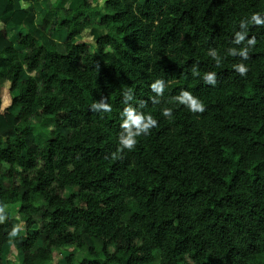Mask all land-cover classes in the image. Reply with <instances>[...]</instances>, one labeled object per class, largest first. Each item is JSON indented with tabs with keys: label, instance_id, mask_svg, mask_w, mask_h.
<instances>
[{
	"label": "trees",
	"instance_id": "trees-1",
	"mask_svg": "<svg viewBox=\"0 0 264 264\" xmlns=\"http://www.w3.org/2000/svg\"><path fill=\"white\" fill-rule=\"evenodd\" d=\"M41 1L0 0V264H264V0Z\"/></svg>",
	"mask_w": 264,
	"mask_h": 264
},
{
	"label": "rangeland",
	"instance_id": "rangeland-1",
	"mask_svg": "<svg viewBox=\"0 0 264 264\" xmlns=\"http://www.w3.org/2000/svg\"><path fill=\"white\" fill-rule=\"evenodd\" d=\"M86 2L90 3L92 6H98L100 9H103L104 8V3H105V0H85ZM77 3V1L75 2H71V1H68V0H56L53 2V5L55 7H50V9L48 10V8L46 9L47 10V17L49 19V17L51 18V12L50 10L51 9H54L56 8L57 10H62L64 6H75V4ZM71 4V5H70ZM51 5V4H49ZM99 23V19L98 18H93L92 19V24H98ZM27 28L30 32H33L35 35H37L42 41L43 43L45 44H48L50 43V39L48 37H44L43 34L41 35L38 31H35V27H34V23L31 21L28 25H27ZM9 29L11 30V40L12 41H16L19 37V35L17 34V32L12 29L11 27H9ZM105 34V31L102 30V29H98L97 27L93 26V27H90L88 28L81 36H80V40L82 41H86V42H90L91 45H95V40L100 37L101 35ZM54 41H60V37L59 36H54ZM53 41V40H52ZM27 75L24 74L23 78H26ZM3 86V91H2V103H3V109H5L6 107H8L11 103V95L9 93V83L8 82H3L2 84ZM55 130V126L54 125H50V126H42V127H36L34 129L35 131V136L37 138V141L39 144H42L43 142L47 141L49 136H50V133L52 131ZM62 133L64 135H68V132H65V131H62ZM6 186H8L9 182H5ZM77 192V189H66L65 192L63 193V197L64 198H69L70 196L74 195L75 193ZM37 205L38 206H43V202H42V199L40 197L37 198ZM37 220H39V216L37 217ZM18 223V225H16V229H15V232H14V235H19L23 232V226H20L21 224H19V220H16ZM7 251H8V248H7ZM110 251L113 252L114 251V248H110ZM12 253L11 254V257H10V261L11 263L10 264H21V255L18 254V253H15L13 251H11ZM72 253H76V251H72ZM68 254L67 251H62V252H57V257L56 259L64 262V259L66 257V255Z\"/></svg>",
	"mask_w": 264,
	"mask_h": 264
},
{
	"label": "crops",
	"instance_id": "crops-1",
	"mask_svg": "<svg viewBox=\"0 0 264 264\" xmlns=\"http://www.w3.org/2000/svg\"><path fill=\"white\" fill-rule=\"evenodd\" d=\"M54 1H56V0H42L41 2H31V3H25V2H18L17 3V8H20V9H31L32 11H33V13L35 14V15H38V14H41V15H43V16H45L47 19H48V15H47V8H48V10L50 9V7H55L54 5H53V2ZM68 1H70V0H68ZM49 4H51V5H49ZM71 5V4H70ZM50 6V7H49ZM68 8H71V6L69 7V6H64L63 7V9H68ZM54 9H56V8H54ZM53 10V9H52ZM51 14V16H52V13H50ZM49 19H50V17H49ZM33 22L34 23V27H35V31H38L39 33H41L42 34V32L37 28V24H36V20L35 19H33V20H29V21H27L24 25H22V26H17V27H11L12 29H14L16 32H17V34L18 35H20V34H27L28 32H29V30H28V28H27V25L30 23V22ZM46 37V36H45ZM9 39L11 40V30L9 29ZM12 41V40H11ZM14 42V41H13ZM3 91V90H2ZM0 96H1V99H2V92H1V94H0ZM7 108V107H6ZM2 109H3V103H2ZM18 220V219H17ZM20 223L19 224H21L20 226H23L24 227V224L21 222V221H19ZM18 222L16 221V223H15V225H18L17 224ZM13 236H15L14 234H13ZM13 250V249H12ZM11 250V251H12ZM8 252H10L9 250H8ZM8 252H7V254H8ZM13 252H15V251H13ZM16 253V252H15ZM9 255H10V253H9Z\"/></svg>",
	"mask_w": 264,
	"mask_h": 264
},
{
	"label": "clouds",
	"instance_id": "clouds-1",
	"mask_svg": "<svg viewBox=\"0 0 264 264\" xmlns=\"http://www.w3.org/2000/svg\"><path fill=\"white\" fill-rule=\"evenodd\" d=\"M261 21L257 20V23H260Z\"/></svg>",
	"mask_w": 264,
	"mask_h": 264
}]
</instances>
